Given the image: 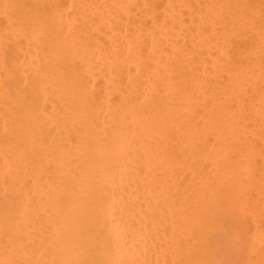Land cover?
Returning a JSON list of instances; mask_svg holds the SVG:
<instances>
[{"label":"bare ground","instance_id":"bare-ground-1","mask_svg":"<svg viewBox=\"0 0 264 264\" xmlns=\"http://www.w3.org/2000/svg\"><path fill=\"white\" fill-rule=\"evenodd\" d=\"M0 264H264V0H0Z\"/></svg>","mask_w":264,"mask_h":264}]
</instances>
